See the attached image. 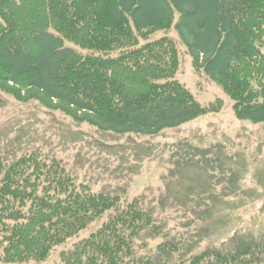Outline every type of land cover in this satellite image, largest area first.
Wrapping results in <instances>:
<instances>
[{"label":"trees","instance_id":"1","mask_svg":"<svg viewBox=\"0 0 264 264\" xmlns=\"http://www.w3.org/2000/svg\"><path fill=\"white\" fill-rule=\"evenodd\" d=\"M174 18L194 69L264 131V0H0V90L120 136L213 114L174 80L172 40L139 43ZM103 218L59 264H264V237L186 256L142 199L93 193L56 162L0 158V264H41Z\"/></svg>","mask_w":264,"mask_h":264},{"label":"rangeland","instance_id":"2","mask_svg":"<svg viewBox=\"0 0 264 264\" xmlns=\"http://www.w3.org/2000/svg\"><path fill=\"white\" fill-rule=\"evenodd\" d=\"M174 19L171 28L150 33L139 43L172 40L179 62L174 80L200 106L216 107L215 113L155 136H120L76 123L36 100L19 102L0 90V158L12 164L32 157L47 167L56 162L76 185L93 193L117 194L128 202L142 199L188 256L222 249L239 237H264V131L261 125L237 120L233 102L194 69ZM105 220L52 249L41 264H59L62 251L88 238Z\"/></svg>","mask_w":264,"mask_h":264}]
</instances>
